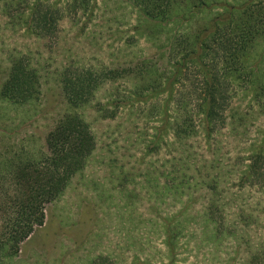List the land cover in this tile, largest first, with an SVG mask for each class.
<instances>
[{
  "label": "rangeland",
  "instance_id": "obj_1",
  "mask_svg": "<svg viewBox=\"0 0 264 264\" xmlns=\"http://www.w3.org/2000/svg\"><path fill=\"white\" fill-rule=\"evenodd\" d=\"M33 1L0 0V91L15 58L26 56L40 77L27 103L0 97V153L41 150L68 108L64 66L130 71L79 109L96 151L46 206L45 224L0 264H264V178L247 172L264 147V36L250 53L257 74L221 77L228 98L215 129L207 133L195 116L196 132L185 134L176 118L185 102H199L202 77L193 65L173 81V21L148 17L138 1L89 0L86 10L64 14L56 37L41 38L26 23ZM144 58L166 71L158 82L173 81L172 92L145 90ZM115 97L128 105L103 117L97 108Z\"/></svg>",
  "mask_w": 264,
  "mask_h": 264
},
{
  "label": "trees",
  "instance_id": "obj_2",
  "mask_svg": "<svg viewBox=\"0 0 264 264\" xmlns=\"http://www.w3.org/2000/svg\"><path fill=\"white\" fill-rule=\"evenodd\" d=\"M134 1L143 6L148 17L175 23L170 44V55L174 58L170 60L177 69L173 81L178 73L193 65L202 77L199 102L196 105L185 102L184 117L176 119L183 122L185 134H192L197 129L195 116H199L206 132L211 133L228 98L221 88V77L241 80L247 74H257L250 53L264 36V0ZM69 2L60 8L52 0H34L26 23L41 38H54L65 13L72 17L89 5V0H72L68 7ZM214 9L219 10L207 19L199 18L200 14ZM142 63L144 69L140 76L148 83L145 90L149 94L162 88L164 92H172L173 81L166 87L158 82L166 71L154 59L144 58ZM129 71L130 68L124 66L98 69L64 66L59 83L68 108L47 133L41 150L35 152L20 147L17 151L0 153V256L3 252H18L36 228L45 224L46 206L60 197L73 175L96 151L95 133L79 114V109L93 103L100 88L115 83ZM39 80L37 70L31 67L26 56L15 58L2 83L0 97L14 103H27L35 97ZM258 88L263 90L261 86ZM116 98L108 99L97 108L103 112V117L118 115L123 103L121 99L115 101ZM166 103L170 106L168 99ZM125 105H128L126 100L123 107ZM260 110L264 111V104ZM249 160L247 172L253 181L259 182L258 179L264 178V147ZM213 214L211 210L214 218Z\"/></svg>",
  "mask_w": 264,
  "mask_h": 264
},
{
  "label": "crops",
  "instance_id": "obj_3",
  "mask_svg": "<svg viewBox=\"0 0 264 264\" xmlns=\"http://www.w3.org/2000/svg\"><path fill=\"white\" fill-rule=\"evenodd\" d=\"M38 228H41V226L40 227H38ZM38 228H36V230L33 232V234L28 238V239H30L35 233H36V231L38 230ZM27 239V240H28ZM26 242V241H25Z\"/></svg>",
  "mask_w": 264,
  "mask_h": 264
}]
</instances>
